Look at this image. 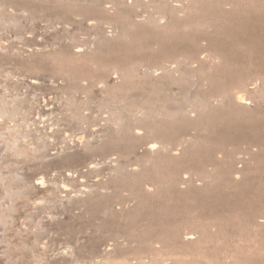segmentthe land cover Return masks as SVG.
<instances>
[{
    "label": "rangeland",
    "instance_id": "obj_1",
    "mask_svg": "<svg viewBox=\"0 0 264 264\" xmlns=\"http://www.w3.org/2000/svg\"><path fill=\"white\" fill-rule=\"evenodd\" d=\"M221 1L224 3L226 0ZM263 1L239 0L237 4L225 6L222 2L223 5L219 4L220 0H169L167 5L145 0L144 4L135 6L134 0H0V9L3 7L0 10V264H264V225L257 224L254 218L258 209H261V214L257 216L263 214L264 217V158H261L264 153L260 158L259 154L254 155L264 151L261 148L264 145L254 142L258 147L246 141L236 142L240 133L243 137L248 133L254 135L253 129H247V123L254 124L252 128L256 121L264 123V67L260 65L259 69L256 66L261 64L258 60L264 55H260L258 45H248L247 34L243 30L252 23L254 26H249L253 29L256 25L254 20L264 25ZM215 25L217 28L220 26L218 31ZM226 31H232V34L240 32V35L237 38L232 34L225 36ZM205 32H212L209 38L214 48L217 42L221 45L224 41L244 60L238 64L229 60L218 64L219 67L216 65L215 70H205L207 72H201L200 65L193 68L183 66V71L174 64V71L165 73L160 70L152 77L146 74L141 61H146V65L159 66L167 55L164 52L181 44L180 41L186 44L190 38ZM77 46L83 52L80 56L74 54ZM130 63L131 66L132 63L137 64V70L134 68V75L130 74L133 77L125 81L122 69L131 67ZM242 77L245 78L244 84L238 81ZM192 81L196 82L195 85ZM238 85L252 95L253 104L240 108L231 100L221 105L216 92L229 88V93L234 94ZM137 87H140V92ZM199 93L210 104L207 105L206 101L205 107L196 105V111L190 113L194 99L200 98ZM209 93L214 94L211 96ZM199 98L195 99L196 104H199ZM82 99L87 102L83 104ZM178 101L185 105L187 115L173 113L171 108ZM132 104L133 107L136 104L154 107V111L157 108L166 115L147 118L142 112L144 115L139 113L135 117L130 114ZM225 106H228L227 110ZM230 108L233 109L228 110ZM240 122L246 126L243 133L240 132L243 128L231 129L236 124L241 125ZM138 124L145 129L141 131V138L132 131V127ZM227 124L228 127L232 125L230 130ZM166 127L167 131L163 130ZM224 129L229 138L222 132ZM178 130L180 132L176 133ZM228 131L232 135L235 132L238 135L236 139L230 137ZM181 132L192 134L193 138L186 137L178 143L173 138ZM219 135L226 141L222 142ZM151 140L157 141L158 149H161L148 152L145 144ZM162 141L167 142V148ZM227 141L236 143L235 147ZM159 142L164 144V149ZM167 144H175L172 147L177 156ZM246 147L256 151L250 154L253 155L250 157L252 164L249 159L246 160L248 164H238L235 155L245 152ZM240 165L244 168L238 171L239 176L235 173ZM231 171H235L233 175ZM234 175L240 178L236 179ZM237 207L243 211H237Z\"/></svg>",
    "mask_w": 264,
    "mask_h": 264
},
{
    "label": "bare ground",
    "instance_id": "obj_2",
    "mask_svg": "<svg viewBox=\"0 0 264 264\" xmlns=\"http://www.w3.org/2000/svg\"><path fill=\"white\" fill-rule=\"evenodd\" d=\"M116 1V0H115ZM118 1V0H117ZM135 1V3L136 4H134L135 6L136 5H141V4H144V2H145V0H134ZM151 2L152 1H159V2H162V4L163 3H165V4H163V5H167V3H169V0L167 1L166 0V2H163L162 0H150ZM165 1V0H164ZM177 1V0H176ZM238 1L239 0H226V1H224V3L220 0V3L219 4H224L225 6H227V5H232V4H237L238 3ZM248 1V0H247ZM250 1V0H249ZM256 0H254V2H255ZM260 1V0H259ZM97 2V1H96ZM95 2V3H96ZM107 2H110V1H107ZM124 2V1H123ZM128 2V1H127ZM150 2V3H151ZM173 2V1H172ZM218 2V1H217ZM222 2V3H221ZM245 2V1H244ZM264 2V1H263ZM84 3H86V2H84ZM97 3H99V1L97 2ZM113 3V2H112ZM116 3V2H115ZM153 3H155V2H153ZM158 3V2H157ZM215 3V2H214ZM111 4V3H110ZM118 4H121V3H118ZM124 4H126V3H124ZM146 4H147V2H146ZM160 4V3H159ZM172 4V3H171ZM222 4V5H223ZM240 4V3H239ZM122 5V4H121ZM127 5V4H126ZM149 5V4H148ZM147 5V6H148ZM154 5H156V4H154ZM212 5V4H211ZM217 5V4H216ZM251 5V4H250ZM253 5V4H252ZM112 6H115V5H112ZM119 6V5H118ZM128 6V5H127ZM146 6V7H147ZM176 6V5H175ZM220 6V5H219ZM241 6V5H240ZM262 6V5H261ZM123 7V6H122ZM129 7V6H128ZM144 7V6H143ZM156 7V6H155ZM172 7H174V6H172ZM177 7V6H176ZM221 7H223V6H221ZM249 7V6H248ZM247 7V8H248ZM254 7V6H253ZM3 8V7H2ZM1 8V9H2ZM98 8V7H97ZM123 8H125V7H123ZM158 8V7H157ZM161 8H163V7H161ZM167 8V7H166ZM218 8V7H217ZM263 8V7H262ZM0 9V10H1ZM103 9V8H102ZM125 9H127V8H125ZM146 9V8H145ZM173 9V8H172ZM177 9V8H176ZM175 9V10H176ZM238 9V8H237ZM246 9V8H245ZM258 9V8H257ZM100 10V9H99ZM110 10V9H109ZM129 10V9H128ZM132 10H134V9H132ZM143 10V9H142ZM163 10V9H162ZM223 10V9H222ZM243 10V9H242ZM104 11V10H103ZM107 11V10H106ZM145 11V10H144ZM156 11V10H155ZM161 11V10H160ZM164 11V10H163ZM168 11V10H167ZM174 11V10H173ZM172 11V12H173ZM237 11V10H236ZM251 11V10H250ZM253 11V10H252ZM262 11H263V9H262ZM109 12V11H108ZM118 12V11H117ZM146 12V11H145ZM166 12V11H165ZM219 12H220V10H219ZM218 12V13H219ZM224 12H225V10H224ZM240 12V11H239ZM256 12V11H255ZM148 13V12H147ZM164 13V12H163ZM175 13V12H174ZM217 13V12H216ZM221 13V12H220ZM233 13V12H232ZM237 13V12H236ZM235 13V14H236ZM243 13V12H242ZM6 14V13H5ZM104 14V13H103ZM103 14H101V16L103 15ZM108 14H110V13H108ZM143 14V13H142ZM150 14V13H149ZM173 14V13H172ZM176 14V13H175ZM245 14V13H244ZM248 14V13H247ZM260 14V13H259ZM177 15V14H176ZM175 15V16H176ZM225 15V14H224ZM233 15V14H232ZM253 15V14H252ZM1 16V15H0ZM108 16V15H107ZM149 16V15H148ZM163 16V15H162ZM165 16H166V14H165ZM184 16V15H183ZM221 16V15H220ZM247 16V15H246ZM248 16H249V14H248ZM142 17V16H141ZM172 17H173V15H172ZM218 17V16H217ZM237 17V16H236ZM241 16H239V18H240ZM255 17H256V15H255ZM11 18V17H10ZM104 18V17H103ZM143 18V17H142ZM159 18V17H158ZM215 18V17H214ZM238 18V19H239ZM243 18H244V16H243ZM253 18H254V16H253ZM252 18V19H253ZM257 18L259 19V17L257 16ZM257 18H255V19H257ZM3 19V18H2ZM116 19V18H115ZM121 19V18H120ZM139 19V18H138ZM146 18H144V20H145ZM149 19H151L150 17H149ZM148 19V20H149ZM153 19V18H152ZM162 19V18H161ZM179 19V18H178ZM180 19H181V17H180ZM230 19V18H229ZM242 19V18H241ZM250 19V18H249ZM257 19V20H258ZM262 19H264V18H262ZM85 20H86V18H85ZM84 20V21H85ZM100 20V19H99ZM126 20V19H125ZM155 20H157V18L155 19ZM173 20V19H172ZM214 20V19H213ZM218 20V19H217ZM232 20V19H231ZM244 20V19H243ZM243 20H241L242 22H240V23H243ZM261 20V19H260ZM9 21V20H8ZM7 21V22H8ZM81 21H82V19H81ZM140 21V20H139ZM150 21V20H149ZM158 21V20H157ZM177 21V20H176ZM209 21V20H208ZM233 21V20H232ZM236 21V20H235ZM246 21V20H245ZM248 21V20H247ZM253 21V20H252ZM255 22L254 23H256V25H255V27H256V29H255V27L253 28V29H251V27H253L254 25H253V23H252V25L251 24H249V25H251V27L248 25V27L249 28H247V29H243V30H248V29H250V30H248V32L246 31H244V33L245 34H247V36L245 37V38H247L246 39V41H247V43H248V45L250 44V45H254V46H256V45H258L257 47L260 49V55L262 54V55H264V29H262V27L264 26H262V23H261V21H256V20H254ZM262 21H264V20H262ZM95 22V21H94ZM106 22V21H105ZM119 22H121V21H119ZM146 22H148V21H146ZM171 22V21H170ZM209 22H211V21H209ZM90 23H92V22H90ZM158 23V22H157ZM156 23V24H157ZM213 23H214V21H213ZM219 23V22H218ZM224 23V22H223ZM83 24V23H82ZM125 24H127V26H128V22L127 23H125ZM204 24V23H203ZM210 24H212V23H210ZM264 24V23H263ZM2 25H4V23L2 24ZM90 25V24H89ZM139 25V24H138ZM142 25H144V24H142ZM154 25V24H153ZM166 25V24H165ZM225 25V24H224ZM223 25V26H224ZM240 25V24H239ZM82 26V25H81ZM80 26V27H81ZM91 26H93V25H91ZM141 26V25H140ZM156 26V25H155ZM188 26V25H187ZM198 26V25H197ZM222 26V25H221ZM232 26V25H231ZM236 26H238V25H236ZM241 26H243V25H241ZM122 27H124V26H122ZM125 27H126V25H125ZM158 27V26H157ZM156 27V28H157ZM173 27V26H172ZM190 27H192V26H190ZM220 27V26H219ZM218 27V28H219ZM228 27V26H227ZM128 28V27H127ZM136 28V27H135ZM148 28H149V26H148ZM151 28V27H150ZM155 28V29H156ZM160 28V27H159ZM168 28V27H167ZM166 28V29H167ZM195 28V27H194ZM193 28V29H194ZM202 28V27H201ZM205 28V27H204ZM211 28V27H210ZM210 28H207V29H210ZM215 28H217L216 27V25H215ZM218 28H217V30L216 31H218ZM245 28H246V26H245ZM67 29V28H66ZM170 29H171V27H170ZM175 29V28H174ZM213 29H214V27H213ZM226 29V28H225ZM232 29H233V27H232ZM242 29V28H241ZM146 30H147V28H146ZM153 30V29H152ZM176 30V29H175ZM190 30V29H189ZM188 30V31H189ZM236 30H238V29H236ZM236 30H234V31H236ZM97 31H99V30H97ZM196 31H197V29H196ZM195 31V32H196ZM212 31V30H211ZM125 32V31H124ZM198 32V31H197ZM213 32V31H212ZM212 32H205V33H203V34H201V36H197V35H195V36H197V37H192V38H190V36H189V41H188V43H186V44H182V41H180V43L181 44H179L178 42V45H174L175 47H173V48H171L170 49V51L167 53V52H164V53H166L167 55L165 56V57H163V59H161V62H159L160 64H159V66L158 65H156V66H151L152 65V63H150L151 65H146L147 63H146V61H144V63H143V61H141L142 63V66L143 67H145V72H146V74H150V77H152L151 75H154L155 73H158V71H164L165 73H168V72H170L171 70H172V68H174L173 67V65L174 64H177L178 66H179V70H183V66H189L190 68H193V67H196V66H198V65H200V67H201V72H204L205 70H210V71H212V70H215L214 68H215V66L216 65H218V64H221V63H223L224 62V64L226 63V62H228L229 60V62H232V63H234L235 62V64H238L239 62H241L242 60L241 59H243L244 60V58H242V56L241 55H238V53L236 52L237 50H235V51H233L232 50V47H230V44H227L226 42H224L223 41V44H217V43H220V42H217L216 43V46H215V48H214V44H213V42L211 41V39L209 38V34H211ZM240 32H242V30L240 31ZM240 32H235L236 34H232L233 32L231 31V33L230 32H225L226 34H225V36H227V35H229V36H232V37H236L237 38V36L239 37V35H240ZM97 33V32H96ZM145 33V32H144ZM192 33H193V31H192ZM218 33V32H217ZM79 34V33H78ZM78 34H76V37H77V35ZM177 34H178V32H177ZM219 34V33H218ZM222 34V33H221ZM220 34V35H221ZM224 34V33H223ZM222 34V35H223ZM230 34H232V35H230ZM242 35H243V33H241ZM163 35V34H162ZM176 35V34H175ZM174 35V36H175ZM184 35V34H183ZM188 35H190V34H188ZM194 35V34H193ZM221 35V36H222ZM241 35V36H242ZM135 36V35H134ZM153 36V35H152ZM170 36V35H169ZM244 36V35H243ZM138 37H142V36H138ZM156 37V36H155ZM176 37V36H175ZM180 37V36H179ZM182 37V36H181ZM73 38H75V37H73ZM164 38V37H163ZM167 38V37H166ZM186 38V37H185ZM222 38H224L223 36H222ZM226 38V37H225ZM224 38V39H225ZM187 39H188V37H187ZM83 40V39H82ZM173 40V39H172ZM178 40H180V39H178ZM183 40V39H182ZM191 40V41H190ZM216 40V39H215ZM237 40V39H236ZM239 40V39H238ZM240 40H241V37H240ZM239 40V41H240ZM84 41V40H83ZM217 41V40H216ZM227 41V40H226ZM229 41H230V39H229ZM245 40H244V42H246ZM162 42V41H161ZM160 42V43H161ZM171 42V41H170ZM183 42H184V40H183ZM233 42V41H232ZM236 41H234L233 42V44L235 43ZM243 42V43H244ZM83 43V42H82ZM158 43V42H157ZM165 43V42H164ZM174 43V42H173ZM222 43V42H221ZM73 44V43H72ZM89 44V43H88ZM236 44V43H235ZM241 44V43H240ZM80 45H84V44H80ZM160 45H162V44H160ZM232 45V44H231ZM237 45H238V43H237ZM236 45V46H237ZM249 45V46H250ZM78 48V49H77ZM80 47H76V49L77 50H75V56H80L83 52L79 49ZM166 48V47H165ZM234 48V47H233ZM129 49V48H128ZM245 49V48H244ZM248 49H250V48H248ZM138 50H140V49H138ZM143 50V49H142ZM141 50V51H142ZM169 50V49H168ZM252 50V49H251ZM73 51V50H72ZM135 51V50H134ZM140 51V52H141ZM258 51V50H257ZM82 52V53H81ZM128 52V51H127ZM163 52V51H162ZM242 52H243V50H242ZM64 53V52H63ZM88 53V52H87ZM131 53V52H130ZM143 53V52H142ZM163 53V54H164ZM66 54V53H65ZM127 54V53H126ZM132 54V53H131ZM162 54V55H163ZM252 53H250V55H251ZM257 54V53H256ZM72 55V54H71ZM153 55V54H152ZM155 55V54H154ZM249 55V56H250ZM261 55V56H262ZM82 56H84V54L82 55ZM147 56V55H146ZM263 57V56H262ZM113 58V57H112ZM112 58H111V60H112ZM134 58H135V56H134ZM144 58V57H143ZM81 59V58H80ZM80 59H78V60H80ZM132 59V58H131ZM141 59H142V57H141ZM154 59V58H153ZM261 60H258V62L260 61L261 62V64L259 63V65H256L257 63H255V65L256 66H260V67H264V57L263 58H260ZM263 59V60H262ZM110 60V61H111ZM241 60V61H240ZM248 60V59H247ZM246 60V61H247ZM256 60H257V58H256ZM86 61V60H85ZM115 61V60H114ZM120 61V60H119ZM122 61V60H121ZM130 61V60H129ZM139 61V60H138ZM151 61V60H150ZM253 61V60H252ZM251 61V62H252ZM131 62V61H130ZM140 62V61H139ZM250 62V63H251ZM112 63H113V60H112ZM116 63V62H115ZM154 63H155V61H154ZM95 65H96V61H95V63H94ZM106 64H109V63H106ZM139 64V63H138ZM223 64V65H224ZM231 64V63H230ZM235 64H233V65H235ZM243 64H245V63H243ZM86 65V64H85ZM128 65V64H127ZM130 66H131V63L129 64ZM136 65L137 64H135L134 63V65H133V63H132V66L131 67H129L128 69H122L123 70V74H124V76H125V78H126V80L125 81H127L128 79L130 80V78L131 77H133V76H131V75H134L132 72L136 69ZM195 65V66H194ZM102 66V65H101ZM139 66V65H138ZM175 66V65H174ZM228 66V65H227ZM230 66H232V65H230ZM229 66V67H230ZM244 66V65H243ZM86 67V66H85ZM88 67V66H87ZM94 67V66H93ZM96 67H98V65L96 66ZM95 67V68H96ZM112 67V66H111ZM114 67H116L117 68V66H114ZM113 67V68H114ZM176 67V66H175ZM218 67H219V65H218ZM221 67V66H220ZM226 66L224 65V68H225ZM236 67V66H235ZM234 67V68H235ZM242 67V66H241ZM260 67H259V69H260ZM101 68H103V67H101ZM127 68V67H126ZM135 68V69H134ZM138 68V67H137ZM141 68V67H140ZM227 68V67H226ZM225 68V69H226ZM233 68V69H234ZM239 68V67H238ZM92 69V68H91ZM105 69V68H104ZM118 69V68H117ZM143 69V68H142ZM178 69V68H177ZM220 69V68H219ZM248 69V68H247ZM87 70V69H86ZM94 70H96V69H94ZM102 70V69H101ZM106 70V69H105ZM137 70V69H136ZM191 71H192V69H190ZM231 70V69H230ZM250 70H252V69H250ZM257 70V69H256ZM172 71H174V70H172ZM178 71V70H177ZM184 71V70H183ZM182 71V72H183ZM217 71H218V69H217ZM225 71V70H224ZM102 72V71H101ZM100 72V73H101ZM105 72V71H104ZM122 72V71H121ZM136 72H138V71H136ZM163 72V73H164ZM179 72V71H178ZM189 72V71H188ZM200 72V71H199ZM205 72H207V71H205ZM215 72V71H214ZM225 72H227V70L225 71ZM224 72V73H225ZM229 72V71H228ZM250 72V71H249ZM259 72V71H258ZM257 72V73H258ZM262 72V71H261ZM162 73V72H161ZM185 73V72H184ZM213 73V72H212ZM211 73V74H212ZM217 73V72H216ZM219 73V72H218ZM224 73H223V75H224ZM84 74V73H83ZM131 74V75H130ZM190 74H191V72H190ZM208 74V73H207ZM206 74V75H207ZM220 74V73H219ZM234 74V73H233ZM245 74V73H244ZM243 74V75H244ZM250 74H253V73H250ZM259 74V73H258ZM121 75V74H120ZM147 75V76H148ZM156 75V74H155ZM154 75V76H155ZM159 75V74H158ZM183 75H186V73L185 74H183ZM188 75V74H187ZM194 75H195V72H194ZM198 75V74H197ZM226 75V74H225ZM224 75V76H225ZM242 75V74H241ZM240 75V76H241ZM242 75V76H243ZM247 75V74H246ZM131 76V77H130ZM136 77H137V75H135ZM140 76V75H139ZM153 76V77H154ZM164 76V75H163ZM203 76H205V74H203ZM216 76V75H215ZM223 76V77H224ZM235 76V75H234ZM234 76L230 79V80H232L233 78H234ZM239 76V77H240ZM250 76V75H249ZM104 77V76H103ZM136 77H134V78H136ZM142 77V76H141ZM149 77V76H148ZM166 78L168 77V75L167 76H165ZM169 77H170V75H169ZM195 77H198V76H195ZM202 77V76H201ZM212 77V76H211ZM223 77H221L220 79H222ZM226 77H227V75H226ZM230 77V76H229ZM236 77H238V76H236ZM245 77V76H244ZM263 77V76H262ZM85 78H87V77H85ZM85 78H84V80H85ZM124 78V77H123ZM122 78V79H123ZM156 78V77H155ZM171 78V77H170ZM183 78V77H182ZM182 78H179L180 80L182 79ZM198 78H200V77H198ZM219 78V77H218ZM184 79V78H183ZM190 79V78H189ZM201 79V78H200ZM207 79V78H206ZM219 79V80H220ZM237 79H239V78H237ZM237 79H235V80H237ZM245 78H241L240 80H238V81H242L243 82V80H244ZM261 79V78H260ZM79 80V79H78ZM141 80V79H140ZM171 80H172V78H171ZM175 80V79H174ZM174 80H173V82H174ZM186 80V79H185ZM191 80L192 79H190L189 81L191 82ZM208 80V79H207ZM206 80V81H207ZM225 80V79H224ZM74 81V80H73ZM165 81V80H164ZM169 81V80H168ZM168 81L166 80V82L168 83ZM183 82H185L184 80H182ZM187 81V80H186ZM80 82V81H79ZM92 82V81H91ZM142 82V81H141ZM177 83L179 82V80L177 79V81H176ZM190 82H189V84H190ZM233 82H236L237 83V81H233ZM240 82H238V83H240ZM244 82H245V80H244ZM244 82L242 83V84H244ZM262 82V81H261ZM87 83V82H86ZM95 83H96V80H95ZM100 83V82H99ZM127 83V82H126ZM136 83V82H135ZM164 83V82H163ZM166 83V84H167ZM170 83H172V82H170ZM181 83V82H180ZM192 83H194V85H195V83L196 82H194V81H192ZM191 83V84H192ZM81 84V83H80ZM90 84V83H89ZM92 84V83H91ZM125 84V83H124ZM123 84V85H124ZM154 84H156V83H154ZM165 84V83H164ZM205 84V83H204ZM230 84V83H229ZM232 84V83H231ZM233 84H235V83H233ZM93 85V84H92ZM114 85V84H113ZM119 85V84H118ZM179 85V84H178ZM186 85V84H185ZM184 85V86H185ZM197 85V84H196ZM240 85V84H239ZM238 85V87H237V90H236V92H234V94H232V93H229V88L227 89V90H223V89H221V90H223V91H221L220 93H219V91L218 92H216V93H218V94H216L215 96L218 98V100L220 101V103H221V105H226L227 103H229L231 100H232V102L234 101V103L238 106V107H240V108H243V107H248L249 105H251V104H253V101H252V95L251 94H249L248 93V90L247 89H245L244 87H242V85L241 86H239ZM258 85V84H257ZM80 86V85H79ZM98 86V85H97ZM100 86V85H99ZM125 86V85H124ZM126 86H128V85H126ZM125 86V87H126ZM133 85L131 84V86L130 87H132ZM160 86V85H159ZM162 86H164V85H161V87ZM231 86V85H230ZM244 86V85H243ZM116 87V86H115ZM124 87V88H125ZM149 87V86H148ZM155 87V86H154ZM154 87H153V89H154ZM183 87V86H182ZM187 87V86H186ZM109 88V87H108ZM129 88V87H128ZM134 88V87H133ZM138 88V87H137ZM140 88V87H139ZM139 88H138V90H139ZM142 88V87H141ZM146 88H147V86H146ZM152 88V87H151ZM188 88V87H187ZM254 88H256V87H254ZM72 89V88H71ZM80 89V88H79ZM90 89V88H89ZM127 89V88H126ZM225 89V88H224ZM230 89H231V87H230ZM233 89V88H232ZM231 89V90H232ZM93 90V89H92ZM109 90V89H108ZM147 90V89H146ZM262 90V89H261ZM87 91H90V90H87ZM117 91L118 90H116V92L115 93H117ZM126 91V90H125ZM131 91V90H130ZM144 91V90H143ZM151 91V90H150ZM154 91H156L155 89H154ZM188 91V90H187ZM233 91V90H232ZM75 92V91H74ZM120 92V91H119ZM128 92V91H127ZM139 92H140V90H139ZM153 92V91H152ZM182 92V91H181ZM214 92V91H213ZM141 93H143V92H141ZM147 93V92H146ZM146 93H145V95H146ZM263 92H261L260 94H262ZM185 94V93H184ZM183 94V95H184ZM197 94V93H196ZM200 94V93H199ZM210 94V93H209ZM212 95L214 94V93H211ZM210 94V95H211ZM257 94V93H256ZM72 95V94H71ZM114 95V94H113ZM152 95V94H151ZM187 95V94H186ZM198 95V94H197ZM209 95V96H210ZM211 95V96H212ZM263 95V94H262ZM110 96V95H109ZM135 96V95H134ZM134 96H132L133 98H134ZM150 96V95H149ZM203 96V95H202ZM208 96V95H207ZM126 97H128V96H126ZM131 97V98H132ZM151 97V96H150ZM182 97V96H181ZM187 97V96H186ZM193 97H195V95L193 96ZM204 97V96H203ZM206 97V96H205ZM256 97V96H255ZM260 97H261V95H260ZM71 98H72V96H71ZM77 98V97H76ZM75 98V99H76ZM117 98V97H116ZM115 98V99H116ZM187 98H189V97H187ZM197 98V99H196ZM195 99L196 100H198V98L199 97H196ZM209 98H212V97H209ZM216 98V99H217ZM257 98H258V96H257ZM73 99V98H72ZM87 99V98H86ZM113 99V98H112ZM135 99V98H134ZM183 100H184V98H182ZM194 99V105H192L193 104V102H191V105L192 106H190V103H189V105H187V106H190V108L192 107V109L191 110H189V112L190 113H192V112H195L196 110H195V108L197 107L198 108V106H199V108H200V106L201 107H203L204 105L205 106H207V105H209L210 103L207 101V100H205V98H201V94H200V98H199V104H196V100ZM83 100V99H82ZM105 100V99H104ZM137 100V99H136ZM149 100V99H148ZM212 100H214V99H212ZM73 101V100H72ZM146 102H147V100H145ZM180 101H182V100H180ZM206 101H207V103H206ZM75 102V101H74ZM83 102V104H85V102H87V101H85L84 102V100L82 101ZM133 102V101H132ZM138 102V101H137ZM152 102V101H151ZM150 102V103H151ZM156 102V101H155ZM183 102V101H182ZM188 102V101H187ZM77 103V102H76ZM76 103H74V104H76ZM88 103H90L89 101H88ZM107 103V102H106ZM140 103V102H139ZM143 103V102H142ZM149 103V104H150ZM153 103V102H152ZM151 103V104H152ZM126 104V103H125ZM143 104H145V103H143ZM148 104V105H149ZM150 104V105H151ZM173 104V103H172ZM207 104V105H206ZM15 105V104H14ZM13 105V106H14ZM73 105V104H72ZM78 105H80L81 106V104L79 103ZM87 105V104H86ZM85 105V106H86ZM114 105V104H113ZM138 104H136V106H134L133 107V104H132V108L130 109V114L132 113L135 117H136V115L137 114H139V113H144L145 114V116L147 117V118H153V117H155V116H158V115H166L165 114V112H163V113H161V111L160 110H158L157 108V112L159 111L160 113H157L156 112V109H155V111H154V107L153 108H150V107H145V106H137ZM145 105H147V104H145ZM153 106H154V104H152ZM196 105H198V106H196ZM220 105V106H221ZM1 106V105H0ZM5 107H6V105H4ZM84 106V105H83ZM128 106V105H127ZM174 106V105H173ZM184 106L185 105H183V104H181L179 101L177 102V104H176V106L175 107H173V108H171L174 112V114H176V115H181V114H185V115H187L186 113H187V111L188 110H186L185 108H184ZM187 106H186V108H187ZM195 106V107H194ZM204 106V107H205ZM220 106H219V108H220ZM233 106V105H232ZM19 107V106H18ZM76 107H77V104H76ZM88 107H89V105H88ZM168 107V106H167ZM172 107V106H171ZM223 107V106H222ZM226 107H228V106H225V108ZM231 107V106H230ZM16 108H17V106H16ZM80 108V107H79ZM85 108V107H84ZM193 108H194V110H193ZM233 108H235V107H233ZM233 108H230V109H228V110H232ZM1 109V108H0ZM167 109V108H166ZM202 109V108H201ZM221 109V108H220ZM246 109V108H245ZM244 109V110H245ZM124 110V109H123ZM125 110H127V109H125ZM124 110V111H125ZM200 110V109H199ZM222 110V109H221ZM225 110H227V108L225 109ZM235 111H236V109H234ZM20 111V110H19ZM76 111V110H75ZM89 111H92V110H89ZM128 111V110H127ZM235 111H234V113H235ZM6 112V111H5ZM81 112V111H80ZM120 112H121V110H120ZM166 112H168L167 110H166ZM223 112V111H222ZM229 112V111H228ZM247 112V111H246ZM12 113V112H11ZM82 113V112H81ZM110 113V112H109ZM111 113H112V111H111ZM142 113V114H143ZM207 113V112H206ZM214 113V112H213ZM221 113V112H220ZM226 113L227 112H225V114L224 115H226ZM234 113L232 112V116L234 115ZM89 114H90V112H89ZM143 114V115H144ZM205 114V113H204ZM247 114V113H246ZM7 115V114H6ZM75 115V114H74ZM94 115V114H93ZM123 115V114H122ZM218 115V114H217ZM242 115V114H241ZM240 115V116H241ZM248 115H250V114H248ZM11 116V115H10ZM9 116V117H10ZM13 116V115H12ZM71 116H72V114H71ZM76 116H78V115H76ZM81 117L83 116V115H80ZM139 116V115H138ZM141 116V115H140ZM167 116H169V115H167ZM166 116V117H167ZM219 116V115H218ZM223 116V115H222ZM238 116V115H237ZM244 116V115H243ZM79 117V116H78ZM77 117V118H78ZM169 117H171V116H169ZM174 117V116H173ZM193 117V116H192ZM200 117H201V115H200ZM221 117V116H220ZM224 117V116H223ZM230 117V116H229ZM76 118V117H75ZM74 118V119H75ZM84 118V117H83ZM83 118H79V119H82L81 121H84L83 120ZM122 118H124V117H122ZM168 118V117H167ZM187 118H189V117H187ZM205 118H206V116H205ZM231 118V117H230ZM239 118V117H238ZM245 118H246V116H245ZM73 119V120H74ZM78 119V120H79ZM119 119V118H118ZM117 119V120H118ZM128 119H130V117L128 118ZM133 119V118H132ZM141 119H143V118H141ZM159 119H160V117H159ZM162 119H164L163 117H162ZM170 119V118H169ZM191 119V118H190ZM199 119H201V118H199ZM207 119V118H206ZM225 119V118H224ZM224 119H222V120H224ZM236 119V118H235ZM240 119V118H239ZM238 119V120H239ZM241 119H242V117H241ZM77 120V119H76ZM112 120V119H111ZM145 120V119H144ZM152 120V119H151ZM172 120V119H171ZM86 121V120H85ZM96 121V120H95ZM120 121V120H119ZM134 121V120H133ZM138 120H136V121H134V122H137ZM140 121V120H139ZM138 121V122H139ZM155 121H158V120H155ZM172 121H174V120H172ZM171 121V122H172ZM176 121V120H175ZM226 121V120H225ZM236 121V120H235ZM240 121V120H239ZM238 121V122H239ZM75 122V121H74ZM118 122V121H117ZM122 122V121H121ZM120 122V123H121ZM145 122H147L146 120H145ZM167 122V121H166ZM178 122H180V121H178ZM188 122V121H187ZM190 122V121H189ZM205 122V121H204ZM237 122V124H239ZM246 122V121H245ZM249 122H250V120H249ZM262 122V120L260 121V123ZM264 122V121H263ZM111 123V122H110ZM127 123V122H126ZM129 123V122H128ZM150 123V122H149ZM157 123V122H156ZM161 123H164V122H162L161 121ZM170 123V122H169ZM206 123V122H205ZM209 123V122H208ZM241 123V125H235V126H238V128H235V126H233L232 128H231V126L232 125H230V127H228V125L229 124H231L230 122H229V124H227L226 125V127H228V129L230 130V128L232 129V130H234V131H237L239 128H243V129H241L240 130V132H242L243 133V131H244V129L246 128V126L245 125H243L242 124V122H240ZM247 123V122H246ZM252 123H254L253 121H252ZM256 125H255V127L254 128H252V126H254V124H251V122L250 123H247V125H248V130H249V128H251V129H253L254 130V135H250L249 133V135L247 134V136H242L243 134H239V132H238V134H239V136H240V138L239 139H237L236 140V142H244L245 143V141L247 142V143H249L250 142V144L252 145V143H254V142H256V143H261V144H263L264 145V123H261V124H258V122L256 121ZM136 124V123H135ZM134 124V125H135ZM144 124V123H143ZM167 124V123H166ZM182 124H183V122H182ZM193 124V123H192ZM195 124H196V122H195ZM232 124H235L234 122L232 123ZM249 124H251L250 126H249ZM95 125V124H94ZM116 125V124H115ZM129 125V124H128ZM140 124H138L136 127H132V128H130V129H132V131H133V133H134V135L135 136H138V137H140L141 136V131H143V130H145L142 126L140 127L139 126ZM157 125V124H156ZM222 125V124H221ZM243 125V127H241ZM116 126H118V125H116ZM146 126H148L147 125V123H146ZM145 126V127H146ZM160 126H161V124H160ZM167 126V125H166ZM171 126V125H170ZM209 126H210V124H209ZM217 126H219V125H217ZM80 127H82V126H80ZM122 127H123V125H122ZM149 127V126H148ZM147 127V128H148ZM156 127H158V126H156ZM163 127V126H162ZM196 127V126H195ZM129 128V127H128ZM153 128V127H152ZM155 128V127H154ZM194 128V127H193ZM206 128V127H205ZM208 128V127H207ZM233 128H235V129H233ZM79 129V128H78ZM166 129H168L167 127L165 128V129H163V130H166ZM182 129V128H181ZM184 129V128H183ZM213 129H215V128H213ZM225 129H227V128H225ZM224 129V131H222V132H224V134H225V132L227 131V130H225ZM86 130H87V128H86ZM152 130V129H151ZM155 130V129H154ZM173 130V129H172ZM187 130V129H186ZM231 130V131H232ZM167 131V130H166ZM184 131V130H183ZM206 131V130H205ZM210 131V130H209ZM212 131V130H211ZM231 131L229 132L230 134H231ZM121 132H122V130H121ZM151 132V131H150ZM177 132H180V130H178V131H176V133ZM199 132V131H198ZM204 132V131H203ZM157 133V132H156ZM155 133V134H156ZM197 133V132H196ZM234 133V135H230V137H232L233 136V138H235L236 139V137L238 136L235 132H233ZM246 133V132H245ZM124 134V133H123ZM132 134V133H131ZM216 134V133H215ZM221 134V133H220ZM224 134H223V136H224ZM151 135V134H150ZM171 135V134H170ZM208 135V134H207ZM226 135V134H225ZM228 135V134H227ZM226 135V136H227ZM59 136V135H58ZM125 136V135H124ZM153 136V135H152ZM204 136V135H203ZM209 136V135H208ZM212 136V135H211ZM220 136V135H219ZM249 136V137H248ZM176 137V138H175ZM186 137H192V134H189V133H179L178 135H175L174 136V138L173 139H176L177 141H178V143H180V142H182V140L184 139V138H186ZM222 139V142H225L226 141V139L225 140H223V138L225 137H222V136H220ZM228 138H229V136H227ZM141 138V137H140ZM157 138H158V136H157ZM157 138H156V140H157ZM193 138V137H192ZM191 138V139H192ZM154 139V138H153ZM161 139V138H160ZM160 139H158V140H160ZM208 139V138H207ZM135 140V139H134ZM149 140V139H148ZM37 141V140H36ZM131 141V140H130ZM167 141V140H166ZM165 141V142H166ZM173 141L174 140H172V143H173ZM205 141V140H204ZM232 141V140H231ZM235 141V140H234ZM233 141V142H234ZM146 142V141H145ZM163 142V141H162ZM165 142H163L164 144H165ZM168 142V144H169V141H167ZM166 142V143H167ZM228 142V141H227ZM39 143V142H38ZM42 143V142H41ZM138 143V142H137ZM160 143V142H159ZM162 143V144H163ZM176 143V142H175ZM184 143V142H183ZM229 143V142H228ZM235 143V142H234ZM243 143V144H244ZM247 143H246V146H247ZM161 144V143H160ZM162 144H161V146H162ZM163 144V145H164ZM167 144V145H168ZM229 144H231V142L229 143ZM233 144V143H232ZM231 144V145H232ZM259 145V146H262V145ZM138 145V144H137ZM175 144H170V145H168V146H174ZM179 145V144H178ZM181 145H182V143H181ZM235 145H236V143L235 144H233L232 146H234L235 147ZM249 145V144H248ZM258 146V144H255L254 143V146ZM86 146V145H85ZM253 146V147H254ZM258 146V147H259ZM87 147V146H86ZM145 147H146V150L148 151V152H154L155 150H160L161 148L159 147V149H158V146H157V141H150V142H148L147 144H145ZM165 147H166V144H165ZM169 147L170 148V150L173 152V151H175V149L172 147ZM180 147V146H179ZM184 147V146H183ZM182 147V148H183ZM250 147H252V146H250ZM162 148H163V146H162ZM167 148V147H166ZM166 148H165V150H166ZM175 148H176V146H175ZM233 148V147H232ZM239 149H241L240 147H238ZM249 148V147H248ZM255 148V147H254ZM257 148V147H256ZM255 148V149H256ZM261 148H264V147H261ZM260 148V149H261ZM122 149V148H121ZM164 149V148H163ZM244 149V148H243ZM258 149V148H257ZM87 150V149H86ZM236 150H238V149H236ZM122 151V150H121ZM146 151V152H147ZM177 151V150H176ZM255 150L254 149H252V148H250V149H248L247 150V147L245 148V152L243 151V153L242 154H240L239 152H238V154H240L239 156L238 155H235V156H237V158H235V162H236V160H237V163L238 164H240V163H243V162H247L246 160H250V157L251 156H253V155H250V154H253V153H255L254 152ZM259 151H261V150H259ZM228 152H230V151H228ZM235 152V151H234ZM264 153V151H261L260 153H256V154H254V155H257V154H259L258 156H259V158L261 157V155H263V154H261V153ZM161 153H163V152H161ZM169 153V152H168ZM210 153V152H209ZM209 153H207V154H209ZM225 153V152H224ZM154 154V153H153ZM164 154V153H163ZM175 153L173 152V155H174ZM181 154V153H180ZM214 154V153H213ZM125 155V154H124ZM123 155V156H124ZM150 155V154H149ZM176 155V154H175ZM177 155H178V153H177ZM176 155V156H177ZM203 155V154H202ZM201 155V156H202ZM211 155V154H210ZM232 155H234L233 154V152L231 153V157H232V160L234 159V157L232 156ZM122 156V155H121ZM160 156V155H159ZM167 156H170V155H167ZM258 156H256L257 158H258ZM146 157H148V156H146ZM165 157V156H164ZM171 157V156H170ZM203 157V156H202ZM231 157H229V158H231ZM78 158V157H77ZM153 158V157H152ZM171 158H173V157H171ZM223 158H224V155H223ZM252 158V157H251ZM255 158V157H254ZM261 158H264V156L263 157H261ZM151 159V158H150ZM202 160V159H201ZM205 160V159H204ZM225 160V159H224ZM231 160V161H232ZM211 161V160H210ZM217 161H218V159H217ZM222 161V160H221ZM234 161V160H233ZM232 161V162H233ZM131 162V161H130ZM138 162V161H137ZM148 162H149V160H148ZM206 162V161H205ZM208 162V161H207ZM252 161L250 160V163H251ZM144 163V162H143ZM221 163H223V162H221ZM264 163V162H263ZM134 164V163H133ZM148 164V163H147ZM206 164V163H205ZM225 164V163H224ZM223 164V165H224ZM245 164V163H244ZM246 164H248V162L246 163ZM252 164V163H251ZM130 165H131V163H130ZM204 165V164H203ZM146 166V165H145ZM216 166H218V165H216ZM236 166V165H235ZM249 165H247V167H248ZM89 167H91V166H89ZM142 167V166H141ZM215 167V166H214ZM213 167V168H214ZM220 167V166H219ZM221 167H223V166H221ZM227 167H228V165H227ZM238 167V166H237ZM236 167V168H237ZM243 166H241L240 165V167H238L237 169V172L235 173L236 175H239V172L238 171H240V169L242 170L243 168H242ZM226 168V167H225ZM229 168V167H228ZM214 169H216V168H214ZM121 170V169H120ZM119 170V171H120ZM182 170V169H181ZM231 170V169H230ZM248 170H249V168H248ZM98 171V170H97ZM117 171V170H116ZM122 171V170H121ZM136 171V170H135ZM197 171H199V170H197ZM72 172V171H71ZM70 172V173H71ZM118 172V171H117ZM199 172H201V171H199ZM202 172H203V170H202ZM226 172V171H225ZM235 172V171H234ZM234 172L232 173V171H231V173H232V175L234 174ZM75 173V172H74ZM91 173V172H90ZM97 173V172H96ZM178 173V172H177ZM228 173H230V172H228ZM89 174V173H88ZM162 174V173H161ZM211 174V173H210ZM209 174V175H210ZM167 175V174H166ZM165 175V176H166ZM164 176V177H165ZM240 176V175H239ZM237 177V178H240V177ZM167 177H168V175H167ZM212 177V176H211ZM223 177H226V176H224V174H223ZM233 177H235V175L233 176ZM170 178V177H169ZM205 178V177H204ZM236 178V177H235ZM236 178V179H237ZM176 179V178H175ZM180 179V178H179ZM183 179V178H182ZM182 179H180V180H182ZM249 179V178H248ZM260 179H261V177H260ZM43 180V179H42ZM166 180V179H165ZM171 180V179H170ZM177 181H178V179H176ZM228 179H226V181H227ZM251 180V179H250ZM148 181V180H147ZM154 181V180H153ZM184 181H186V180H184ZM238 181V180H237ZM246 181V180H245ZM142 182V181H141ZM167 182V181H166ZM162 183H164V182H162ZM242 183V182H241ZM252 183V182H251ZM149 184V183H148ZM158 184V183H157ZM173 183H171V185H172ZM144 185V184H143ZM151 185V184H150ZM159 186V185H158ZM161 186V185H160ZM244 186V185H243ZM258 186V185H257ZM140 187V186H139ZM141 187H142V185H141ZM241 187H242V185H241ZM246 187V186H245ZM88 188V187H87ZM161 188V187H160ZM176 188V187H175ZM243 188V187H242ZM259 188V187H258ZM144 189V188H143ZM232 189V188H231ZM119 190V189H118ZM141 190V189H140ZM260 190H262V189H260ZM146 191V190H145ZM133 192V191H132ZM149 192V191H148ZM158 192V191H157ZM250 192V191H249ZM256 192V191H255ZM261 192H263V191H261ZM151 193V192H150ZM249 194V193H248ZM240 195V194H239ZM256 195V194H255ZM131 197V196H130ZM134 197V196H133ZM264 198V197H263ZM136 199V198H135ZM207 199V198H206ZM137 200V199H136ZM250 200V199H249ZM254 200V199H253ZM240 202V201H239ZM263 202H264V200H263ZM233 203V202H232ZM245 203V202H244ZM231 204V203H230ZM241 204H242V202H241ZM246 204V203H245ZM248 204V203H247ZM259 204V203H258ZM205 205V204H204ZM249 205V204H248ZM228 206V205H227ZM236 206V205H235ZM234 206V207H235ZM239 206H241V205H239ZM244 206V205H243ZM203 208V207H202ZM238 208V207H237ZM245 208H246V205H245ZM259 208V207H258ZM160 209V208H159ZM239 209V208H238ZM242 209V208H241ZM241 209H239V210H237V211H240ZM247 209H249V208H247ZM251 209V208H250ZM255 209V208H254ZM263 209V208H262ZM161 210V209H160ZM245 211H246V209H244ZM260 210L261 209H258V213H260L261 214V212H260ZM242 211H243V209H242ZM165 212V211H164ZM170 212V211H169ZM216 212V211H215ZM223 212V211H222ZM235 212V211H234ZM248 212V211H247ZM207 213V212H206ZM227 213V212H226ZM245 213V212H244ZM255 212H253V214H254ZM258 213H255L256 215L254 216L253 214H252V216H254V218H256L255 220H257V224L259 223V225H264V217L262 216V215H258L257 216V214ZM263 213V212H262ZM205 214V213H204ZM219 214V213H218ZM228 214V213H227ZM250 214V213H249ZM151 215V214H150ZM168 215V214H167ZM220 215V214H219ZM243 215V214H242ZM160 216V215H159ZM217 216V215H216ZM215 216V217H216ZM227 216V215H226ZM249 216V215H248ZM252 216H250L251 218H252ZM257 216V217H256ZM168 218H169V216H167ZM206 218H208V217H206ZM214 218V217H213ZM253 218V219H254ZM220 219V218H219ZM224 219V218H223ZM230 219V218H229ZM246 219V218H245ZM245 219H243V220H245ZM247 219H248V217H247ZM253 219H251V220H253ZM185 220V219H184ZM228 220V219H227ZM226 220V221H227ZM161 221V220H160ZM180 221V220H179ZM217 221V220H216ZM220 221V220H219ZM223 221V220H222ZM246 221V220H245ZM183 222V221H182ZM187 222V221H186ZM223 222H225V221H223ZM228 222V221H227ZM168 223V222H167ZM184 223V222H183ZM205 223V222H204ZM226 223V222H225ZM243 223V225H244V221L242 222ZM242 223H240V225L242 224ZM246 223V222H245ZM250 223V222H249ZM252 223V222H251ZM178 224V223H177ZM190 224H193V223H190ZM231 224V223H230ZM245 225H247V223L245 224ZM168 226H169V223H168ZM172 226H175V225H172ZM177 226V225H176ZM175 226V227H176ZM179 226H180V224H179ZM207 226V225H206ZM209 226V225H208ZM227 226V225H226ZM232 226V225H231ZM250 226V225H249ZM252 226H254V225H252ZM261 226H259V227H261ZM160 227H162V225L160 226ZM212 227V226H211ZM165 228V227H164ZM168 228V227H167ZM174 228V227H173ZM189 228V227H188ZM192 227H190V229H191ZM216 228V227H215ZM250 228V227H249ZM170 229V228H169ZM171 229H172V227H171ZM170 229V230H171ZM184 229V228H183ZM210 228H208V230H209ZM252 229H254V228H252ZM251 229V230H252ZM179 230V229H178ZM177 230V231H178ZM182 230V229H181ZM192 230V229H191ZM191 230H190V232H191ZM207 230V229H206ZM225 230V229H224ZM229 230V229H228ZM245 230V229H244ZM250 230V229H249ZM158 231V230H157ZM156 231V232H157ZM166 231V230H165ZM173 231V230H172ZM253 231H255V230H253ZM258 231V230H257ZM171 232V231H170ZM170 232H167V233H170ZM184 232V231H183ZM182 232V233H183ZM225 232H228L227 230L225 231ZM237 232V231H236ZM166 233V232H165ZM251 233V232H250ZM253 233V232H252ZM251 233V234H252ZM258 233H259V231H258ZM261 233V232H260ZM263 233V232H262ZM156 234V233H155ZM162 234V233H161ZM160 234V235H161ZM173 234H175V233H173ZM172 234V235H173ZM184 234V233H183ZM204 234V233H203ZM254 234V233H253ZM264 234V233H263ZM144 235L146 236V234L144 233ZM166 235V234H165ZM214 235V234H213ZM245 235V234H244ZM175 236H176V234H175ZM182 236V235H181ZM208 236H209V234H208ZM124 237V236H123ZM162 237V236H161ZM167 237H168V235H167ZM173 237V236H172ZM243 237V236H242ZM245 237V236H244ZM243 237V238H244ZM128 238V237H127ZM157 238V237H156ZM182 238V237H181ZM205 238H207V237H205ZM242 238V239H243ZM142 239V238H141ZM144 239V238H143ZM142 239V240H143ZM167 239V238H166ZM165 239V240H166ZM179 239V238H178ZM237 239V238H236ZM127 240V239H126ZM146 240V239H145ZM147 240H149V239H147ZM169 240V239H168ZM173 240H175V239H173ZM177 240V239H176ZM219 240V239H218ZM222 240V239H221ZM238 240H241V238L240 239H238ZM247 240V239H246ZM170 241V240H169ZM178 241V240H177ZM181 242H182V239L180 240ZM205 241V240H204ZM211 241V240H210ZM255 241V240H254ZM123 242V241H122ZM129 242V241H128ZM134 242V241H133ZM153 242V241H152ZM172 242V241H171ZM206 242H208V241H206ZM240 242V241H239ZM245 242H247V241H245ZM173 243V242H172ZM177 243V242H176ZM256 243H258V242H256ZM260 243V242H259ZM124 244V243H123ZM160 244V243H159ZM168 243H166V245H167ZM96 245V244H95ZM148 245V244H147ZM151 245V244H150ZM190 245V244H189ZM239 245V244H238ZM254 245V244H253ZM136 246V245H135ZM138 246V245H137ZM144 246V245H143ZM142 246V247H143ZM164 246V245H163ZM178 246V245H177ZM246 246V245H245ZM134 247V246H133ZM141 247V246H140ZM179 247V246H178ZM241 247H243V246H241ZM123 248H126V247H123ZM138 248H139V246H138ZM148 248V247H147ZM159 248V247H158ZM171 248V247H170ZM175 248V247H174ZM167 249V248H166ZM177 249V248H176ZM127 250V249H126ZM134 250V249H133ZM145 250V249H144ZM161 250V249H160ZM165 250V249H164ZM178 250V249H177ZM123 251V250H122ZM138 251V250H137ZM148 251V250H147ZM146 251V252H147ZM167 251H169V250H167ZM243 251V250H242ZM143 252V251H142ZM162 252V251H161ZM126 253V252H125ZM133 253V252H132ZM140 253V252H139ZM138 253V254H139ZM144 253V252H143ZM166 253V252H165ZM170 253V252H169ZM254 253V252H253ZM257 253V252H256ZM135 254V253H134ZM137 254V253H136ZM137 254V255H138ZM145 254V253H144ZM160 254V253H159ZM255 254V253H254ZM253 254V255H254ZM132 255V254H131ZM157 255H158V253H157ZM100 256V255H99ZM155 256V255H154ZM127 257H128V255H127ZM122 258V257H121ZM250 259V258H249ZM115 260V259H114ZM168 260V259H167ZM143 262V261H142ZM148 262V261H147ZM257 262V261H256ZM259 262V261H258ZM122 264V263H121Z\"/></svg>",
    "mask_w": 264,
    "mask_h": 264
}]
</instances>
